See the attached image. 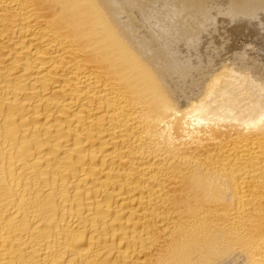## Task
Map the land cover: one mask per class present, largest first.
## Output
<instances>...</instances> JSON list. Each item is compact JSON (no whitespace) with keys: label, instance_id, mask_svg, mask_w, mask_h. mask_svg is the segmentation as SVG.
<instances>
[{"label":"bare ground","instance_id":"obj_1","mask_svg":"<svg viewBox=\"0 0 264 264\" xmlns=\"http://www.w3.org/2000/svg\"><path fill=\"white\" fill-rule=\"evenodd\" d=\"M0 264H264V0H0Z\"/></svg>","mask_w":264,"mask_h":264}]
</instances>
